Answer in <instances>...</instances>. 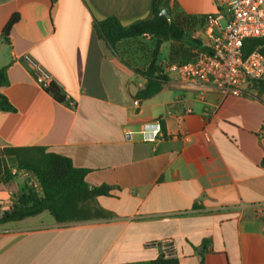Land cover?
Instances as JSON below:
<instances>
[{"label": "crops", "instance_id": "0c3cea01", "mask_svg": "<svg viewBox=\"0 0 264 264\" xmlns=\"http://www.w3.org/2000/svg\"><path fill=\"white\" fill-rule=\"evenodd\" d=\"M153 2L0 0V69L9 80L1 93L15 108L0 111V149L44 147L69 158L87 171L91 189H109L95 204L112 214L59 224L44 212L0 225V264H151L165 239L179 264L203 257L205 264H264V89L246 85L236 97L169 71L204 50L196 22L190 40L162 44L169 80L153 98L138 100L148 83L138 70L150 65L156 39L149 49L140 41L151 36L113 49L95 24L114 17L130 26L149 18ZM169 7L182 16H222L215 0H170ZM26 55L55 77L65 102L37 85ZM162 125L165 138L150 141ZM6 161L17 171L0 186V205L9 210L25 188L40 186L13 158Z\"/></svg>", "mask_w": 264, "mask_h": 264}, {"label": "trees", "instance_id": "16d2710c", "mask_svg": "<svg viewBox=\"0 0 264 264\" xmlns=\"http://www.w3.org/2000/svg\"><path fill=\"white\" fill-rule=\"evenodd\" d=\"M52 1L55 2L56 0ZM169 1L154 0L149 18L127 27L114 17L95 24L98 34L113 49L120 42L128 39L146 36L156 39V48L150 65L145 71L138 70L148 79L145 89L136 96L141 101L149 100L159 94L169 80L159 58L162 44L168 41L183 42L190 40L189 30L196 23V17L174 14L169 7ZM164 9L168 11L167 16L163 13ZM18 20L19 16L14 15L3 29L2 37L5 41H9L10 32ZM193 42L198 43L195 40ZM254 51H259L264 55V39L245 41V55ZM8 84L6 69H0V111L15 112V108L8 98L1 93V88L8 86ZM256 87L263 90L264 82L257 84ZM48 92L57 101L65 102V97L54 85ZM162 130L165 132L163 125ZM7 158L14 159L15 167L19 172L24 171L32 174L40 186V191L34 187H27L18 194L9 210H4L0 205V225L22 221L44 212H49L59 224L106 220L112 217L110 212L95 204L97 197L109 194V189L106 187L91 189L86 182L87 171L76 168L69 158L50 153L44 147L0 149L1 185L9 184L14 178L7 165ZM262 165L264 166V159ZM151 264H179V260L176 257L167 258L162 253ZM201 264H205L204 257Z\"/></svg>", "mask_w": 264, "mask_h": 264}, {"label": "built area", "instance_id": "2783aa9c", "mask_svg": "<svg viewBox=\"0 0 264 264\" xmlns=\"http://www.w3.org/2000/svg\"><path fill=\"white\" fill-rule=\"evenodd\" d=\"M215 2L221 17L215 14L196 17L197 26L203 28L205 33L204 50L194 60L172 64L168 70L190 85H207L240 97L246 85L256 86L264 82V55L259 51L248 55L244 53L246 40L264 39V0ZM24 60L35 82L43 90L48 91L56 84L55 77L36 59L26 55ZM135 104L139 105V101ZM71 107L74 108V105ZM157 138H165L160 126L152 132L149 140L155 141ZM16 173V170L12 171L13 175ZM34 188L39 190L38 186ZM0 204H3L2 201ZM258 214L264 221L263 208L258 209ZM159 245L165 257H175L173 241L165 239Z\"/></svg>", "mask_w": 264, "mask_h": 264}, {"label": "rangeland", "instance_id": "374dc122", "mask_svg": "<svg viewBox=\"0 0 264 264\" xmlns=\"http://www.w3.org/2000/svg\"><path fill=\"white\" fill-rule=\"evenodd\" d=\"M224 22V21H223ZM191 35H192V37L194 38L195 37V35H196V31H192L191 32ZM153 39V40H152ZM152 39H150V40H146V39H143L142 41H140V44L141 45H144V47H146V48H150L151 46H154V44H155V41H154V38H152ZM133 46L136 48L137 47V45L136 44H133ZM131 48V47H130ZM139 48V47H138ZM146 48H144V49H146ZM143 49V48H142ZM131 51H132V48H131ZM148 51V50H147ZM167 52H168V44H165L164 46H163V52H162V55H160V59H162V57L163 56H166V54H167ZM131 55H133V51H132V54ZM143 62L141 61V64H142ZM49 215V214H48Z\"/></svg>", "mask_w": 264, "mask_h": 264}, {"label": "water", "instance_id": "95a60500", "mask_svg": "<svg viewBox=\"0 0 264 264\" xmlns=\"http://www.w3.org/2000/svg\"><path fill=\"white\" fill-rule=\"evenodd\" d=\"M163 13L167 16L168 15V11L166 9L163 10Z\"/></svg>", "mask_w": 264, "mask_h": 264}]
</instances>
